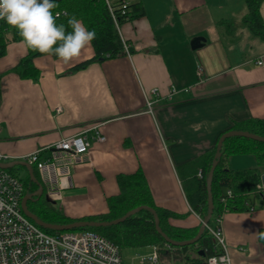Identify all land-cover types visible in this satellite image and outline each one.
Returning <instances> with one entry per match:
<instances>
[{
  "label": "crops",
  "instance_id": "crops-1",
  "mask_svg": "<svg viewBox=\"0 0 264 264\" xmlns=\"http://www.w3.org/2000/svg\"><path fill=\"white\" fill-rule=\"evenodd\" d=\"M125 1L144 13L116 29L128 46L121 57L70 71L93 57L91 45L67 64L44 55L33 60L40 76L32 81L10 71L26 55L25 43L7 46L0 59V151L21 157L90 129V159L75 161L52 186L39 180L48 209L73 220L105 213L107 198L119 194L117 175L141 169L155 205L182 216L171 224L194 228L200 217L185 194L200 172L194 160L235 124L264 120V40L241 23L246 6L233 13L231 0ZM259 14L264 23V1ZM220 20L237 25H225V33ZM195 38L201 45L193 48ZM94 132L104 141L92 139ZM225 165L264 174L254 154H231ZM247 195L252 211L223 215L225 244L232 264H264V202Z\"/></svg>",
  "mask_w": 264,
  "mask_h": 264
},
{
  "label": "trees",
  "instance_id": "trees-1",
  "mask_svg": "<svg viewBox=\"0 0 264 264\" xmlns=\"http://www.w3.org/2000/svg\"><path fill=\"white\" fill-rule=\"evenodd\" d=\"M263 1L245 0L247 12L242 18L241 23L253 35L264 40V23L259 14V7ZM54 2L57 5L53 9L54 14L58 13L57 23H63L67 31H72L67 24L68 19L75 16L90 31L94 30L96 33V39L91 43L94 52L93 57L74 65L69 69L70 71L83 69L93 61L113 59L121 57L126 53L104 0H54ZM143 13V8L139 4H128L125 15H122L120 10L116 9L117 24L120 25L136 17H140ZM226 21L222 20L219 24L226 23L225 25L231 30L230 24ZM13 42H23V39L15 28L8 25L4 20H0V59L6 55L7 46ZM124 42L127 43L126 41ZM26 48V55L10 71L21 79L37 81L40 71L35 67L33 60L48 54H41L38 51L29 49L27 46ZM49 56L58 58L54 55ZM233 130L246 131L264 138V120H245L235 124ZM215 149L216 145L212 152L194 160L193 164L196 168L199 167L201 176L197 174L196 177L188 182V188H185L186 198L191 209L201 219L208 214L206 179L214 162ZM244 153L254 154L257 162L264 164L263 142H257L241 136L228 137L223 141L221 156L217 159L218 163L211 179L210 189L214 207L209 221L210 225L223 212L247 210V194H250V192L255 193L256 187L261 183L260 172L256 169L231 170L226 167L225 159L227 156ZM31 167L35 178L39 181L36 167ZM12 170H14V167L8 171L12 173ZM116 181L119 187V194L107 198V212L102 214L85 217L80 220L68 219L48 209L41 197L38 200H35L36 197L29 199L27 201V208L42 222L63 225L75 221L110 222L121 218L130 210L144 206L151 208L155 212L160 230L171 241L181 243L191 240L197 235L201 223L194 228H182L171 224V219L182 216L155 205L141 169H137L131 174H118ZM26 183L27 192L24 196H29L36 192L37 186L28 174ZM226 190H231L233 197L223 203L221 202V198L225 195ZM253 196L264 202L260 194L255 193ZM40 228L48 234L58 232ZM68 231L94 232L115 244L120 251L121 248L156 247L159 259L172 260L174 264H204L208 257L217 254L215 245L206 229H204L198 240L193 244L173 246L167 243L157 232L154 215L149 209H142L118 224L76 228ZM261 234H264V231L260 232V239L264 242Z\"/></svg>",
  "mask_w": 264,
  "mask_h": 264
},
{
  "label": "built area",
  "instance_id": "built-area-1",
  "mask_svg": "<svg viewBox=\"0 0 264 264\" xmlns=\"http://www.w3.org/2000/svg\"><path fill=\"white\" fill-rule=\"evenodd\" d=\"M111 18L118 29L115 10L119 9L125 15L128 3L125 0H104ZM64 13V12H63ZM58 14V13H57ZM125 52L127 44L122 40ZM261 64V62H258ZM200 72V68H198ZM151 94H156L152 90ZM151 103L147 102L150 111ZM84 130L75 136L62 138L56 143L35 150L21 157H11L0 151V163L13 160L22 161L36 167L39 180L50 186L68 174V169L82 157L90 159V140ZM92 139L102 142L104 137L98 132L92 134ZM42 152H48L43 157ZM9 169L0 168V264H124L119 248L106 238L91 231H58L55 234L44 232L35 222L29 219L21 209V201L25 195V184ZM200 175V172L198 173ZM59 178V179H58ZM264 199V184L261 182L255 190ZM250 192V195H254ZM231 190H226L221 202L232 198ZM246 206L250 211L253 206ZM225 212L214 219V226L209 223L205 229L210 235L217 254L206 259L204 264H212L215 258L219 264L220 258L229 256L225 244L222 218ZM202 222V219L200 218ZM149 258H143L141 264H173L163 263L156 247Z\"/></svg>",
  "mask_w": 264,
  "mask_h": 264
},
{
  "label": "clouds",
  "instance_id": "clouds-1",
  "mask_svg": "<svg viewBox=\"0 0 264 264\" xmlns=\"http://www.w3.org/2000/svg\"><path fill=\"white\" fill-rule=\"evenodd\" d=\"M56 7L54 0H0V20L15 28L29 49L54 55L67 64L91 45L96 33L75 16L68 19L72 31H67L63 23H57L58 14L53 12ZM212 264H216L215 258ZM219 264L232 261L225 256Z\"/></svg>",
  "mask_w": 264,
  "mask_h": 264
},
{
  "label": "water",
  "instance_id": "water-1",
  "mask_svg": "<svg viewBox=\"0 0 264 264\" xmlns=\"http://www.w3.org/2000/svg\"><path fill=\"white\" fill-rule=\"evenodd\" d=\"M194 42H196V45L192 46L193 48L198 47V45L201 44H197L199 40V38H195V40H193ZM232 136H241V137H245L257 142H263L264 143V138L257 136L255 134H251L249 132L246 131H239V130H232V131H228L225 132L224 134H222L216 144V149H215V154H214V162L208 172L207 175V179H206V184H207V206H208V214L202 219L199 231L197 233V235L188 241L185 242H174L171 241L169 238H167L162 231L159 228L158 225V218L155 214V212L151 209V208H147V207H138L136 209L130 210L129 212H127L124 216H122L121 218H118L116 220H112L110 222H91V221H75L69 224H63V225H58V224H48L45 222H42L41 220H39L37 218V216L35 214H33L32 212H30L27 208V201L29 199H32L33 197H36L35 200H38L42 195H43V185L35 178L34 174H33V170L32 167L22 161H12V162H7V163H0V168L1 169H10L12 167H14L15 165H20L23 166L27 169L28 175L30 177V179L36 184L37 186V190L36 192H34L33 194L29 195V196H24L22 198L21 201V209L23 211V213L29 218L31 219L33 222H35L37 225H39L42 228L45 229H51V230H55V231H68V230H72V229H76V228H85V227H98V226H107V225H114V224H118L123 222L127 217L137 213L138 211L142 210V209H149L153 215H154V219H155V227L157 232L166 240L167 243L173 245V246H182V245H190L195 243L198 238L200 237V235L203 233L204 229H205V225L209 223L211 215H212V211H213V200H212V196H211V179H212V175H213V171L218 163V160L221 156V147H222V143L223 141L228 138V137H232ZM261 182L264 184V174L261 176ZM44 199L47 200L46 195L44 196Z\"/></svg>",
  "mask_w": 264,
  "mask_h": 264
},
{
  "label": "rangeland",
  "instance_id": "rangeland-1",
  "mask_svg": "<svg viewBox=\"0 0 264 264\" xmlns=\"http://www.w3.org/2000/svg\"><path fill=\"white\" fill-rule=\"evenodd\" d=\"M232 4V9L233 13H235L236 11H238V9L241 8L240 5H244V0H231L230 1ZM240 6V8H239ZM213 12L216 16L221 15L220 14V10L214 8ZM222 21V20H220ZM227 23L230 24L231 29L236 26L237 24H235V22L233 20H227ZM225 24L223 23L222 26V31L223 29L225 30L226 33V29H225ZM12 173H14V175L21 180V182H23L24 184L26 183L27 180V172L26 169L23 166L20 165H15L14 166V170H12ZM27 187V186H26ZM25 187V190H27ZM42 200H44L42 198ZM153 253V248L152 247H144V248H121V256H122V260L124 264H141V260L143 258H149Z\"/></svg>",
  "mask_w": 264,
  "mask_h": 264
}]
</instances>
